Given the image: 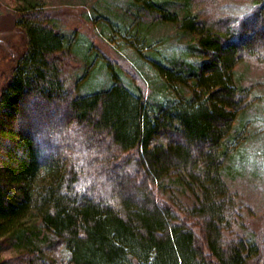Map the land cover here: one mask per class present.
<instances>
[{
  "label": "trees",
  "instance_id": "trees-1",
  "mask_svg": "<svg viewBox=\"0 0 264 264\" xmlns=\"http://www.w3.org/2000/svg\"><path fill=\"white\" fill-rule=\"evenodd\" d=\"M19 1L26 43L0 92V251L20 253L5 264H264L229 181L252 97L237 68L264 66V0L210 22L195 0H133L151 25L177 24L198 58L153 61L161 100ZM98 67L107 86H92ZM78 68H96L86 86Z\"/></svg>",
  "mask_w": 264,
  "mask_h": 264
},
{
  "label": "rangeland",
  "instance_id": "rangeland-1",
  "mask_svg": "<svg viewBox=\"0 0 264 264\" xmlns=\"http://www.w3.org/2000/svg\"><path fill=\"white\" fill-rule=\"evenodd\" d=\"M29 3L45 10L53 25L70 38L72 46L82 50L91 43V52L101 56L95 61V67L102 60L114 64L122 71L120 78L126 85L131 84V77L148 97L161 100L171 94L164 85V77L153 67V61L198 60L188 49L191 40L181 34L177 24L151 25V19L139 16L133 0H29ZM27 4L0 0V92L10 78L14 58L26 43L23 28L15 24V19ZM253 7L252 0H195L193 3V11L208 22L220 18L239 20ZM141 20L150 24L144 29L146 40L141 37ZM95 69L78 68L73 72L74 80L80 78L78 87L86 86ZM97 70L101 71L94 75L92 86L110 84L108 71L103 67ZM237 73L251 88L252 97L251 107L243 114V120H239L246 126L248 135L232 165L229 181L241 203L245 236L260 239L264 248V66L243 63ZM82 91H89L88 87ZM19 253L15 246L5 245L0 251V263L18 258ZM50 257L52 261L56 258L62 261L68 254L62 247L56 257Z\"/></svg>",
  "mask_w": 264,
  "mask_h": 264
}]
</instances>
